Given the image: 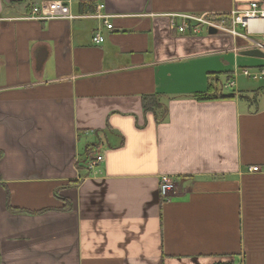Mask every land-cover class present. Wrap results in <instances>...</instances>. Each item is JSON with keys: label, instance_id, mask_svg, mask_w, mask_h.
I'll return each instance as SVG.
<instances>
[{"label": "crops", "instance_id": "0c3cea01", "mask_svg": "<svg viewBox=\"0 0 264 264\" xmlns=\"http://www.w3.org/2000/svg\"><path fill=\"white\" fill-rule=\"evenodd\" d=\"M42 1L0 0V264H264V78L242 74L264 59L167 16L229 23L264 0H63L104 3L111 31L19 19ZM243 29L264 45V19ZM154 95L161 123L143 109Z\"/></svg>", "mask_w": 264, "mask_h": 264}, {"label": "built area", "instance_id": "2783aa9c", "mask_svg": "<svg viewBox=\"0 0 264 264\" xmlns=\"http://www.w3.org/2000/svg\"><path fill=\"white\" fill-rule=\"evenodd\" d=\"M104 3L95 5L93 11L87 14H75L72 10V5L68 1L63 0H43L41 3L33 6L30 13L20 17L22 20L33 21H74L77 19H95L100 20L105 28L109 31L114 29L112 20L116 15L109 13ZM170 19L171 26L179 34L198 35L205 30L214 29L218 33H227L235 38H241L254 45L256 49H264V45L258 41L250 39L247 33H240L237 31V26L246 28V21L250 19H264V10L260 9L257 3L251 5L250 10L241 13H232L231 20L232 25H229L226 16L224 15H209V14H191V13H176L167 15ZM105 36L102 32L97 31L92 38V42L95 45H101L105 42ZM243 76L252 81H261L264 78V70H242ZM237 76V74H236ZM236 80L228 82L227 88L235 87ZM100 156L96 157V160L92 163L91 167H94L97 162H101ZM254 173H262L260 167H252L250 169ZM175 189V182L168 178L163 177L160 192L161 195L166 198L168 194Z\"/></svg>", "mask_w": 264, "mask_h": 264}, {"label": "trees", "instance_id": "16d2710c", "mask_svg": "<svg viewBox=\"0 0 264 264\" xmlns=\"http://www.w3.org/2000/svg\"><path fill=\"white\" fill-rule=\"evenodd\" d=\"M214 76H216V75H214ZM217 81L218 80L216 79L215 83H213V84L211 83V88L217 87ZM214 94H216V95H213V93L211 94L208 91L206 93L197 94L196 97L199 100H207V99H211V98H214L215 96H217L216 92ZM143 109L145 112L154 113L157 123L163 122L167 116V109L165 107H163L158 96H155V95L154 96H145L143 98ZM1 157H2V153H0V159H1ZM64 200L66 201V199H64Z\"/></svg>", "mask_w": 264, "mask_h": 264}, {"label": "water", "instance_id": "95a60500", "mask_svg": "<svg viewBox=\"0 0 264 264\" xmlns=\"http://www.w3.org/2000/svg\"><path fill=\"white\" fill-rule=\"evenodd\" d=\"M209 34L216 35L217 31L214 29H210ZM241 55L264 59V52L260 49H251V50L242 51Z\"/></svg>", "mask_w": 264, "mask_h": 264}, {"label": "rangeland", "instance_id": "374dc122", "mask_svg": "<svg viewBox=\"0 0 264 264\" xmlns=\"http://www.w3.org/2000/svg\"><path fill=\"white\" fill-rule=\"evenodd\" d=\"M231 22V20L229 21V23ZM237 31L238 32H240V33H245V30L241 27V26H239V27H237ZM205 35L208 33V30H205L204 32H203ZM245 57V56H244ZM246 83H251V84H253V82H251V81H246ZM221 84L223 85L224 84V79H222L221 80ZM248 85V84H247ZM222 87V92L224 91V92H226V91H228V92H230L231 91V89H229V90H227V89H224L223 87L224 86H221Z\"/></svg>", "mask_w": 264, "mask_h": 264}]
</instances>
